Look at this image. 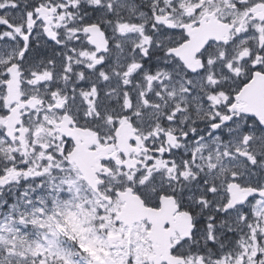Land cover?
I'll list each match as a JSON object with an SVG mask.
<instances>
[{
	"label": "snow or ice",
	"instance_id": "snow-or-ice-1",
	"mask_svg": "<svg viewBox=\"0 0 264 264\" xmlns=\"http://www.w3.org/2000/svg\"><path fill=\"white\" fill-rule=\"evenodd\" d=\"M0 264H264V0H0Z\"/></svg>",
	"mask_w": 264,
	"mask_h": 264
}]
</instances>
